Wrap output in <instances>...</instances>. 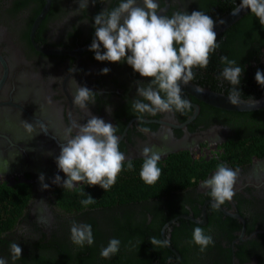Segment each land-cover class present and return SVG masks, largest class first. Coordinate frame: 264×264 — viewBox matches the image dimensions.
<instances>
[{
  "label": "flooded vegetation",
  "instance_id": "obj_1",
  "mask_svg": "<svg viewBox=\"0 0 264 264\" xmlns=\"http://www.w3.org/2000/svg\"><path fill=\"white\" fill-rule=\"evenodd\" d=\"M157 2L159 15L201 11L216 21L240 0ZM119 3L120 0H89L87 9H79V0H0V183L25 182L30 193L23 214L10 234L4 236L0 257L8 264H23L18 259L13 263L8 257L12 255L9 245L17 242L27 264H34L37 256L44 264H113V260L114 264H137L142 257L148 264H264V152L257 151L261 140L258 135L264 133V107H220L181 85L182 96L191 104L189 110L184 114H145L138 121L132 100L137 97V82L147 84L149 80L140 77L126 62H98L89 51L95 38L94 17ZM137 4L142 6V0ZM245 13L217 33L220 47L211 55L207 69H194L195 78L190 84L227 97L232 86L220 77L225 67L220 57L227 56L245 69L240 99L264 96V87L255 81L256 71L264 69V45L252 42L248 51L243 44L247 33L255 34L258 26L250 27L252 30L238 27L231 40L225 33ZM263 29L260 30L264 32ZM104 68L109 69L106 75L101 74ZM76 82L97 94L96 103L88 106L89 112L117 127L120 151L136 169L143 163L145 147L163 151L161 165H167L173 156L176 160L188 156L196 168L190 183L158 197L99 206L86 214L61 207L56 193L67 177L58 169L56 159L65 130L72 127L74 135L78 125L90 118L87 111L72 102ZM24 121L33 125L32 132L25 129ZM144 127L151 131H139ZM249 144L253 151L248 155ZM220 164L239 174L233 199L213 209L210 190L202 183ZM41 174L47 190H42ZM56 175L61 177V185L53 183ZM128 213L132 223L140 225L128 231L132 248L128 251L127 244H121L126 246L125 251L120 246L116 256L102 258L100 251L106 247L102 230L112 229V220L116 225L122 220L126 225L121 226L128 228ZM73 221L94 223L90 225L99 236L93 233L92 246L79 248L71 242ZM197 226L214 240V245L203 253L190 243ZM153 236L167 237L170 245L153 247L149 242ZM88 255L92 261L83 260Z\"/></svg>",
  "mask_w": 264,
  "mask_h": 264
},
{
  "label": "clouds",
  "instance_id": "obj_2",
  "mask_svg": "<svg viewBox=\"0 0 264 264\" xmlns=\"http://www.w3.org/2000/svg\"><path fill=\"white\" fill-rule=\"evenodd\" d=\"M88 5L89 0H79V9H87ZM159 8L157 0H142V6L137 4V0H120L117 7L111 10L105 8L94 17L95 38L89 48L95 54L94 58L98 62L113 64L126 62L140 77L149 80L147 84L137 82L138 98L132 100V111L138 114V121L145 114H184L189 110L191 104L182 96L181 85H187L195 78L194 69H207L211 55L220 47L214 30L217 21L211 16L201 11H192L190 14L187 11H177L169 17L159 15ZM241 11H249L264 25V0H240L231 15H239ZM224 22L223 19L219 20L220 24ZM220 62L225 65L220 77L232 86L227 99L231 105L239 106L242 103L240 84L245 69L227 56H221ZM108 72V68L101 70L103 75ZM255 81L264 87V72L258 69ZM96 96V93L76 82L72 102L87 111L90 118L86 123L78 125V131L74 135L72 127L65 130L56 164L67 177L62 184L67 190L87 184L99 186L107 192L125 169V162L127 170L131 171L134 167L132 161L120 151L117 127L89 112L88 106L96 103ZM107 111L110 112L111 108H107ZM24 127L28 132L33 131V125L26 121ZM139 131L148 134L151 130L144 127ZM163 155L162 150L150 147L142 150L140 178L146 185H155L159 180L162 170L158 164ZM238 174V170L220 164L214 174L203 181L202 186L210 190L213 209H219L233 199ZM39 180L42 190H47L43 174ZM53 183L61 185V177L56 175ZM81 194L85 195L83 192ZM95 202L90 195L80 201L85 208ZM70 233L71 242L79 248L94 244L90 224L73 221ZM149 242L153 247L170 245L167 237L158 239L153 236L149 238ZM190 243L199 246L203 253L214 245V240L202 227L197 226ZM120 244L119 239L112 238L101 249L100 256L111 259L119 253ZM9 247L13 261L21 258L22 249L17 242H12ZM0 264L8 262L0 257Z\"/></svg>",
  "mask_w": 264,
  "mask_h": 264
},
{
  "label": "trees",
  "instance_id": "obj_3",
  "mask_svg": "<svg viewBox=\"0 0 264 264\" xmlns=\"http://www.w3.org/2000/svg\"><path fill=\"white\" fill-rule=\"evenodd\" d=\"M232 26L230 30L227 29V31L225 32L227 33V35H229V40H231L232 38L231 34H234V31L237 30L240 26H242L243 30H252L250 27L258 26V31H256L255 34L249 31L245 36L243 42V44H245L244 48L247 47L246 50L250 51L252 42L259 43L260 46L262 44L264 45V32L260 30L261 28H264V25H261L258 19L249 11L245 13L240 21H237ZM234 40L235 39L233 38V41ZM225 49L227 51H230L229 49L231 48H229L228 45H225ZM214 63L218 65L217 61H215ZM262 69L261 71L264 72V69ZM258 136L261 140L257 145V151H260L262 149L261 152H264V133L259 134ZM251 146L252 144H249L248 146V155L253 151ZM246 157L249 158L250 156ZM194 166L195 165L191 163V159L188 156H184L183 158L181 157L180 160H176L173 156L171 160L168 161L167 165L158 164V167H160L162 170V174L155 185L148 186L140 178L141 167L138 166V169H136V165L134 164L133 170L129 171L125 169L119 174L115 185L107 192H104V190L99 186H88L87 184L80 185L74 190H67L62 188L59 189L56 193L58 199L57 203L61 207L68 210H75L81 212V214H86L99 206L105 207L123 202L132 203L146 199L148 197H158L163 195L170 189L188 185L192 176L196 173V168ZM82 192L85 193V195H82ZM89 195L93 199H95L96 202L85 208L81 205L80 201L86 199ZM29 198V188L25 182H17L12 185L0 183V247L1 244L2 246L5 244L4 236L10 234L9 232L12 231V227L14 226L17 218L23 214L24 208L27 205ZM127 215L129 223L128 228L121 226L126 225L124 222H122V220L116 222L117 225L112 220V222H110V226L112 229L108 230L107 232H105L107 228L102 230L104 231V235L106 236L103 240L104 246L108 245L109 240H111L112 238H116L120 240L122 245L127 244L128 251L132 248V235L128 233V231H130V229L134 227H140V225H135L134 223H132L131 218H129L130 214L128 213ZM93 221L96 224V221ZM89 223L91 225L94 224L92 221H90ZM92 230H94L93 233L97 238L99 236L98 230H95L93 228ZM125 233H128L129 235ZM100 235H102L101 231ZM121 244L120 246L122 251H125L126 246L122 247ZM90 249H92V247ZM8 257L12 258V255H9ZM83 257L85 258L83 259L85 261H92L91 255ZM18 260H20L23 264H27L28 262L25 256H21V258H19ZM33 261L34 264L45 263V261L42 258L40 260L38 256L37 258L34 257ZM112 263L114 264V260L112 261ZM137 264H148V261L146 257H142Z\"/></svg>",
  "mask_w": 264,
  "mask_h": 264
},
{
  "label": "water",
  "instance_id": "obj_4",
  "mask_svg": "<svg viewBox=\"0 0 264 264\" xmlns=\"http://www.w3.org/2000/svg\"><path fill=\"white\" fill-rule=\"evenodd\" d=\"M232 11H230L226 15H224L221 18H218L216 20L217 24H216V27L214 29L216 34L220 31L224 30L230 24L234 23L237 19H239L246 12V11H241L239 13V15L233 16V15H231ZM221 19H223L225 21L223 24L219 23V20H221ZM186 86L189 87L193 92L197 93V96L203 98L207 102H210V103L217 105V106H220V107L236 109V110H249V109H256V108L264 107V96L257 98V99H253V100H241L242 103L239 106H233L230 104L227 97H225L221 94L212 93V92H209L207 90H202L199 87H196L195 85L190 84V83H188Z\"/></svg>",
  "mask_w": 264,
  "mask_h": 264
}]
</instances>
